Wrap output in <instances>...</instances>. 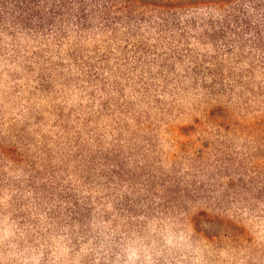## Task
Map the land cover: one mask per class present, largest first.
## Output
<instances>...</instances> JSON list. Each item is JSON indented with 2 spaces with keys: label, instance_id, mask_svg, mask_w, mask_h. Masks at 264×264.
<instances>
[{
  "label": "rangeland",
  "instance_id": "obj_1",
  "mask_svg": "<svg viewBox=\"0 0 264 264\" xmlns=\"http://www.w3.org/2000/svg\"><path fill=\"white\" fill-rule=\"evenodd\" d=\"M191 43L199 77L133 71L116 45L96 80L64 53L0 55V264H264V202L222 190L264 132V75Z\"/></svg>",
  "mask_w": 264,
  "mask_h": 264
},
{
  "label": "trees",
  "instance_id": "obj_2",
  "mask_svg": "<svg viewBox=\"0 0 264 264\" xmlns=\"http://www.w3.org/2000/svg\"><path fill=\"white\" fill-rule=\"evenodd\" d=\"M194 40L212 48L217 55H230L236 61L247 59L249 74L259 65L264 75V0L188 5L168 4L165 0L147 4L140 0H0L1 56L13 59L19 55L64 53V68L69 62L80 74L94 80L101 75L98 61L110 55L115 45L131 54L136 65L133 71L164 58L173 67L175 62L189 60L196 66L193 73L199 77L202 65L198 61V48L191 43ZM94 43L97 46L91 50ZM102 50L106 55L100 57L97 54ZM169 64L150 79L154 82L157 78L167 86L168 75L175 70ZM107 68H102V72ZM209 72L215 82L217 72ZM144 75L145 72L138 76L136 83L142 84L147 94ZM200 79L203 84L204 77ZM215 83L224 87L223 82ZM259 90L264 93V86ZM252 142V152L241 153L239 161H233L229 183L222 190L234 197L264 202V132H255ZM203 192L212 195L215 190ZM67 198L64 196V202L70 204Z\"/></svg>",
  "mask_w": 264,
  "mask_h": 264
}]
</instances>
